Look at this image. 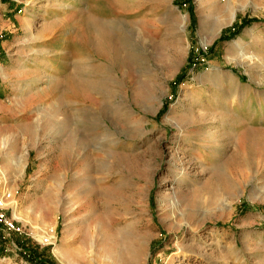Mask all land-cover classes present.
Segmentation results:
<instances>
[{"label": "rangeland", "instance_id": "1", "mask_svg": "<svg viewBox=\"0 0 264 264\" xmlns=\"http://www.w3.org/2000/svg\"><path fill=\"white\" fill-rule=\"evenodd\" d=\"M30 6L0 0V264H37L22 240L57 264H264V124L193 97L217 69L264 89V14L216 36L197 0H59L27 28ZM93 18L120 22L105 45Z\"/></svg>", "mask_w": 264, "mask_h": 264}, {"label": "crops", "instance_id": "2", "mask_svg": "<svg viewBox=\"0 0 264 264\" xmlns=\"http://www.w3.org/2000/svg\"><path fill=\"white\" fill-rule=\"evenodd\" d=\"M29 1L34 2V6H30L29 8H27L26 11L27 16H25L22 19L25 25L27 21H30L32 27L33 20H35V18L38 17V15L34 14L35 9L44 10V13L42 14L41 18L44 19L46 22L48 21V19L54 18L53 10H55L57 4H59V0H29ZM69 1L71 2V7H73V5H78L80 3L85 4V8L87 11H89V9L95 3H107L108 6V4L111 1H115L118 3L124 2V0H69ZM147 1H154V0H147ZM37 2L43 3L44 5L42 4V7L44 6L45 8H42L41 6L40 7L35 6V4L37 5ZM169 2H172V0H169ZM197 3L199 4V9H201L200 11L202 12L201 16L202 17L204 15L206 16V20L202 24V26L205 27L204 29L205 31L203 32L205 33L210 32V34L216 36L221 35L222 32H226V31L228 32L227 28L233 22H235V20L240 19L245 15L254 16L258 14H264V0H231V1L230 0H197ZM3 4L6 6L8 5V3H3ZM102 8L104 11L105 7ZM233 14L234 17L233 19H231ZM217 17L220 19L229 20L230 22L228 21L227 23L221 25L217 33L213 34L212 30L213 27L215 26L214 24L218 22V20H215ZM225 38L227 39L229 37L227 36ZM262 39H263L262 45H264V36H261L259 38V40ZM237 41L240 42L238 48L234 49L235 47L234 45L236 42L235 41L228 49L230 56L229 59L230 63L235 62V60L238 59L237 58L238 56L236 57L235 55V52H237L236 50L238 51L244 50V46L242 45L246 44L243 43L242 37ZM197 81L201 89L200 91H196L195 93H193V97H194V101L196 100L198 102V105L203 106L206 109L211 108L210 112H214V113L220 112L221 114H223L224 117H226V115L231 114V116H237L238 118L242 119V121L239 122V125L237 126L236 129H239L240 127L243 126L247 130L249 129L253 131L258 130V128H256L254 125L247 122L248 120L254 121L256 119L258 120V123L260 125L264 124V89L263 90L257 89L256 91H247L246 88L243 89L241 87L242 83L240 77H238L233 70L229 72H225L224 70L221 69L209 71L208 76L198 77ZM206 112L208 111L206 110Z\"/></svg>", "mask_w": 264, "mask_h": 264}, {"label": "bare ground", "instance_id": "3", "mask_svg": "<svg viewBox=\"0 0 264 264\" xmlns=\"http://www.w3.org/2000/svg\"><path fill=\"white\" fill-rule=\"evenodd\" d=\"M231 1V0H230ZM214 3V2H213ZM203 6H204V4H203ZM203 6H201V7H203ZM208 8V7H207ZM201 10V9H200ZM236 10V9H235ZM232 13V12H231ZM233 17H234V14H233V16L231 17V19H233ZM184 19L185 18H183V22H181V24H182V26H184ZM210 19V18H209ZM216 20H218V22H216V28L214 29V32H213V34H215V33H217V31L220 29V27H221V25H223V24H225V23H227L229 20H226V19H216ZM181 21V20H180ZM230 22V21H229ZM214 23V22H213ZM93 24H94V26L96 27V29H97V32L99 33V40H101L102 41V43L105 45V43L107 44V39H106V37H108V36H106L107 35V33H108V30H114V28H116L117 26H118V24H120V22H119V20H107L106 22H103V23H99L98 22V19H96V18H93ZM215 25V24H214ZM212 26V25H211ZM26 27L27 28H30L31 27V23H30V21H27V23H26ZM149 40V39H148ZM239 45H240V42L239 41H236L235 42V47L234 48H238L239 47ZM233 47V46H232ZM116 51V50H115ZM234 57V56H233ZM225 74V73H224ZM229 76V75H228ZM230 79V78H229ZM229 79H227V80H229ZM233 81V80H232ZM230 82V81H229ZM231 87V86H230ZM219 99V98H218ZM202 114V113H201ZM209 113L208 112H206V113H204L203 115H208ZM211 117V116H210ZM226 119V118H225ZM214 131L212 132V133H210L211 131H209L204 137H203V139H202V141L203 142H206V141H209V140H212L213 138H215V136H217L218 134H219V132H220V129H219V126H216L214 129H213ZM238 137H239V135L237 134V139H238ZM208 144V143H207ZM210 146V145H209ZM220 167V166H219ZM215 171V170H214ZM218 174V173H217ZM1 201H3V197L1 198ZM106 235V234H105ZM108 236V235H107ZM111 236V235H110ZM102 238V237H101ZM111 238H113V237H111ZM110 238V239H111ZM116 238V237H115ZM104 239V238H103ZM112 240H114V239H112ZM112 240H111V242H112ZM116 240V239H115ZM109 241V240H108ZM106 242H107V239H106ZM105 242V243H106ZM104 244V243H103ZM112 244H114L115 245V243H114V241H113V243ZM110 247V246H109ZM102 248V247H101ZM116 248H117V246H116ZM74 249V248H73ZM78 249V248H77ZM108 249V248H107ZM112 249V248H111ZM80 250V249H79ZM83 251V250H82ZM81 251V252H82ZM105 251H107V250H105ZM110 251V250H109ZM112 251V250H111ZM111 251H110V253H111ZM99 252V251H98ZM103 252V251H102ZM119 252V251H118ZM94 253V252H93ZM107 253V252H106ZM109 253V252H108ZM110 253H109V255H110ZM115 253H116V251H115ZM90 254H92V253H90ZM97 254V253H96ZM101 254V253H100ZM63 255H64V257H66L67 259H65V261H66V263L67 264H73L72 262H70L71 260L70 259H74L75 258V256H77V255H79V253L76 251V252H72V251H69V250H65L64 251V253H63ZM88 255V254H87ZM102 255V254H101ZM81 256H83V255H81ZM86 256V255H85ZM90 256V255H89ZM98 256V255H97ZM112 255H110L109 257H111ZM119 256H120V254H119ZM94 257V256H93ZM101 257V256H100ZM86 258V257H85ZM84 258V259H85ZM103 258V257H102ZM114 258V257H113ZM81 259V258H80ZM105 259V258H104ZM120 259H121V257H120ZM99 260V259H98ZM114 260V259H113ZM121 262V261H120ZM75 264V263H74ZM87 264V263H86ZM96 264H114V261H111V258H109L107 261H105V262H100V261H97V263Z\"/></svg>", "mask_w": 264, "mask_h": 264}, {"label": "trees", "instance_id": "4", "mask_svg": "<svg viewBox=\"0 0 264 264\" xmlns=\"http://www.w3.org/2000/svg\"><path fill=\"white\" fill-rule=\"evenodd\" d=\"M250 20H246L245 23H249ZM236 31V30H235ZM22 245L24 247H28V250L26 251V256L30 258L31 260L36 261L37 264H57L53 258L48 254V251L46 249H39L37 247L31 248L30 245L26 244L25 240L21 241Z\"/></svg>", "mask_w": 264, "mask_h": 264}]
</instances>
